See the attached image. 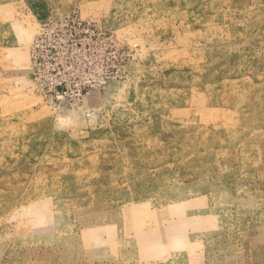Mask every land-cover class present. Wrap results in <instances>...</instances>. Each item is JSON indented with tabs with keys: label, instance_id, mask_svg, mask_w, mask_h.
Wrapping results in <instances>:
<instances>
[{
	"label": "rangeland",
	"instance_id": "obj_1",
	"mask_svg": "<svg viewBox=\"0 0 264 264\" xmlns=\"http://www.w3.org/2000/svg\"><path fill=\"white\" fill-rule=\"evenodd\" d=\"M71 14L79 99L30 59ZM0 264H264V0H0Z\"/></svg>",
	"mask_w": 264,
	"mask_h": 264
},
{
	"label": "built area",
	"instance_id": "obj_2",
	"mask_svg": "<svg viewBox=\"0 0 264 264\" xmlns=\"http://www.w3.org/2000/svg\"><path fill=\"white\" fill-rule=\"evenodd\" d=\"M94 28L77 14L41 24L30 54L32 74L41 86L52 84L57 94L68 92L79 99L111 79L114 66L83 55L94 49L89 42Z\"/></svg>",
	"mask_w": 264,
	"mask_h": 264
}]
</instances>
